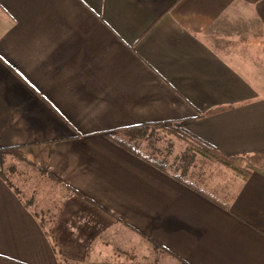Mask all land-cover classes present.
Listing matches in <instances>:
<instances>
[{
	"label": "crops",
	"instance_id": "obj_1",
	"mask_svg": "<svg viewBox=\"0 0 264 264\" xmlns=\"http://www.w3.org/2000/svg\"><path fill=\"white\" fill-rule=\"evenodd\" d=\"M249 63L264 68V0H0V147L24 160L17 190L0 178V254L122 264L154 243L181 264H264ZM183 120L249 173L171 156L155 142L173 135L135 127Z\"/></svg>",
	"mask_w": 264,
	"mask_h": 264
},
{
	"label": "trees",
	"instance_id": "obj_2",
	"mask_svg": "<svg viewBox=\"0 0 264 264\" xmlns=\"http://www.w3.org/2000/svg\"><path fill=\"white\" fill-rule=\"evenodd\" d=\"M220 108H214L209 110L207 113L215 112ZM153 127V128H162L167 133L173 135L175 138L184 142L187 147V154L185 156H189V162H191L192 158L195 156V153H199L204 157H208L210 159L216 160L223 166L229 168L233 172L246 176L249 173V169L241 167L233 163L231 160L221 156L218 154L213 148H211L205 142L199 140L192 134L186 131L185 129V121H168L161 123H152V124H144L138 125L135 127ZM19 149L17 146L12 147H0V178L5 181L8 185H10L13 189L17 190L13 183V177L17 173L18 166L17 162H23V158L19 155ZM154 247L158 248L157 245L152 243ZM0 264H27L21 262L19 260H15L0 254Z\"/></svg>",
	"mask_w": 264,
	"mask_h": 264
},
{
	"label": "rangeland",
	"instance_id": "obj_3",
	"mask_svg": "<svg viewBox=\"0 0 264 264\" xmlns=\"http://www.w3.org/2000/svg\"><path fill=\"white\" fill-rule=\"evenodd\" d=\"M234 51V50H231ZM248 51V50H247ZM245 57H247V61L248 62H254V55L255 54H244ZM231 58L235 61H237L236 63L240 65V59L237 58V54H231ZM243 63V62H242ZM250 67L248 70L249 75H257L259 76L258 80L261 81V83L259 81H257V87L261 88L264 91V68H256L254 67L251 63H249ZM247 65V66H249ZM253 77V76H252ZM254 78V77H253ZM158 136L157 135V140L155 142V144L157 146H164V148L168 145H170L172 147V153L171 156L178 154L180 152L185 151L186 152V147L187 145L184 142L178 141L173 137H168L166 138V136ZM211 164L208 163V161H202V160H197L195 161V163L193 164V166H191V170H193L194 172H197L199 169H207V168H211ZM231 172V171H230ZM25 178H27V180L29 179L28 175H24ZM14 182H16L14 180ZM23 183V182H22ZM18 186V185H17ZM24 197H26V195H24V191L22 193ZM26 200V198H24ZM156 248H149V250L145 253H141V254H136L135 250H132V253H135L136 255H131V259L128 258H123L124 261H121L120 263L122 264H181L178 261L170 258L169 256L164 255L162 252L156 251ZM140 253V252H137ZM130 254H128L129 256ZM143 255V256H142ZM66 264H74V263H66Z\"/></svg>",
	"mask_w": 264,
	"mask_h": 264
}]
</instances>
